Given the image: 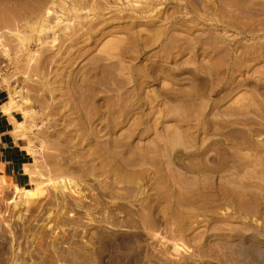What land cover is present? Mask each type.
Listing matches in <instances>:
<instances>
[{"label":"rangeland","instance_id":"rangeland-1","mask_svg":"<svg viewBox=\"0 0 264 264\" xmlns=\"http://www.w3.org/2000/svg\"><path fill=\"white\" fill-rule=\"evenodd\" d=\"M0 91V264H264V0H0Z\"/></svg>","mask_w":264,"mask_h":264},{"label":"crops","instance_id":"crops-1","mask_svg":"<svg viewBox=\"0 0 264 264\" xmlns=\"http://www.w3.org/2000/svg\"><path fill=\"white\" fill-rule=\"evenodd\" d=\"M1 97H3V93L0 91V105H3L4 101ZM11 111L12 115H9L7 119L0 115V175L9 177L14 184L25 188L30 184V175L26 170L31 167V155L22 143L24 133L18 137L13 134L18 122L23 121L21 113L18 110ZM6 132H10L11 137L18 140V144H14L13 139L4 134ZM4 144L7 145V148L3 147Z\"/></svg>","mask_w":264,"mask_h":264},{"label":"clouds","instance_id":"clouds-1","mask_svg":"<svg viewBox=\"0 0 264 264\" xmlns=\"http://www.w3.org/2000/svg\"><path fill=\"white\" fill-rule=\"evenodd\" d=\"M0 115H3V116L7 119V117H8L9 115H12V111H11V110H9V111H4L3 106L0 105ZM13 119H15V116H13ZM18 123H19V122H18ZM4 134H5V135H9V136L11 137V133H10V132H6V133H4ZM11 138L13 139V143H14V144H18V143H17L18 140H17L16 138H14V137H11ZM3 147L7 148V145L4 144Z\"/></svg>","mask_w":264,"mask_h":264},{"label":"bare ground","instance_id":"bare-ground-1","mask_svg":"<svg viewBox=\"0 0 264 264\" xmlns=\"http://www.w3.org/2000/svg\"><path fill=\"white\" fill-rule=\"evenodd\" d=\"M3 105H5V106H3L4 111H7L11 104L9 102H5V104H3Z\"/></svg>","mask_w":264,"mask_h":264}]
</instances>
